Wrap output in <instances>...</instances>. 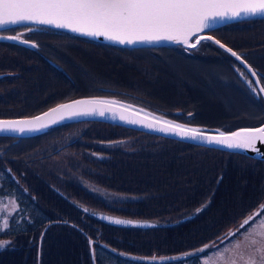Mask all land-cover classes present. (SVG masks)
Listing matches in <instances>:
<instances>
[{"label":"trees","instance_id":"obj_1","mask_svg":"<svg viewBox=\"0 0 264 264\" xmlns=\"http://www.w3.org/2000/svg\"><path fill=\"white\" fill-rule=\"evenodd\" d=\"M20 54L26 61L31 58L34 64L28 66L27 63L19 59L13 63L14 68H4L2 73L19 74L21 79L31 81L37 86H41L44 79L51 81L49 77L53 73L49 70L50 64L38 56L32 58L28 50L23 47L20 48ZM28 74L30 77L27 76ZM69 82L68 86L47 94L46 100L51 98L58 100V98L68 95L69 92L72 93L75 88L70 80ZM156 84L152 89L145 88L144 90L150 91L159 98V94H162L165 88L160 87L159 83ZM8 116L10 115L0 112V117ZM75 125L77 124L65 125L63 130ZM114 128L115 126L103 131L91 126L88 130L93 131L102 141L115 142L118 139H130L126 141V148L114 145L104 149L108 154L124 159V165L116 164L113 167L112 159L104 161L100 157L86 156L84 165L82 161L71 158L68 165L64 167L45 164L38 168H32L29 165L28 168L21 164L22 160L10 157L14 165H20L31 173L29 177L18 176V179L6 167H0V200L5 201L9 196H14L16 199L13 211L4 210L0 214V225L4 219L8 220L7 229L0 232V240L5 243V247L0 250V264H94L90 252L89 237L95 239L96 264H145L133 256L172 251L168 250V246L175 242L174 239L178 233L163 239L161 236L157 238L158 233L153 230H122L110 224L101 223L96 218H93V223L84 221L82 218L84 209L79 205L72 204L70 199L78 198L88 205L96 207L98 206V197H92L86 191L77 174L78 170H81L79 168L82 167L85 175L95 179H98V176H105L104 174L107 172L114 171L117 177L114 188H117L121 193H129L135 190H152L160 183L162 177L180 176L183 179L191 171L208 168L214 170L222 160L215 159L210 164H198L192 160L186 150L177 148L175 145L155 142L144 133L124 127L117 128L116 131L125 135L115 136L112 133ZM138 135L141 136L137 137ZM45 136H47L46 133L26 140L38 141ZM34 154H26L24 161L26 158H32ZM100 162L111 163L103 173L98 168ZM224 165L228 166V164ZM193 183V188H190V185L186 187L187 193H179L176 197L185 195L183 200H186L187 195V200L191 199L190 204L200 203L205 198L210 184L204 181ZM73 188L82 191L85 196H75L71 191ZM181 189L182 182L173 191H169L167 186L162 185L159 188L162 194L160 198L172 197L171 195L178 193ZM194 189L198 190L197 194ZM215 206L214 210L221 206V199L216 202ZM96 209L98 210L97 207ZM114 209L117 207L112 206L110 210L104 206L101 210L112 211ZM173 211L172 206L150 207L141 202L123 215L148 218L151 215L169 216ZM44 215L51 217L44 219ZM80 225L84 226L81 227L85 231L84 233L79 230ZM96 225L101 230L96 229ZM193 232V229H187L180 233L190 235Z\"/></svg>","mask_w":264,"mask_h":264},{"label":"snow or ice","instance_id":"obj_2","mask_svg":"<svg viewBox=\"0 0 264 264\" xmlns=\"http://www.w3.org/2000/svg\"><path fill=\"white\" fill-rule=\"evenodd\" d=\"M264 17V0H0V29L10 26L24 25L26 32H32L29 25H44L55 29L68 30L72 33L91 38H104L119 45L132 46L136 44L176 43L195 48L202 40H211L226 52H229L241 64H244L253 77L256 72L246 64L244 58L231 48H227L219 40L206 33L214 29L218 21L239 19L241 17ZM197 37L195 42L192 37ZM0 39L18 41L28 44L29 41L20 35L0 36ZM35 48V43H30ZM241 76L244 73L241 72ZM264 77L254 82L248 80L249 86L260 84ZM256 92L255 87L252 88ZM264 93V87L259 88ZM125 105L115 100L84 99L61 104L40 116L22 121H0V133L39 131L47 127L46 118L56 123L60 120L81 116H105L111 112L112 118L117 117L129 124H141L146 128L171 133L182 139L200 140L207 144H215L228 149H248L259 152L257 142L264 144V126L245 128L231 134L217 131L215 134H205L195 127H185L159 116L146 114L144 119H133L124 114ZM131 107V106H127ZM117 109H120L119 111ZM133 109V113H135ZM143 111V110H141ZM191 115V113L189 114ZM151 116V122H145ZM15 206V202H12ZM88 212L87 208H84ZM199 211V209L197 210ZM260 217L258 225L253 227V221ZM117 225L132 224V221L103 217ZM245 225H248L245 228ZM8 227L4 219L0 232ZM245 228L242 234L248 248L245 259L240 249L244 246L238 240L232 247L217 252L215 259L205 261V264H264V216L245 219L240 226ZM236 232L230 234V238ZM5 247L0 242V250ZM208 248L198 250L204 252ZM153 257L152 261L155 262Z\"/></svg>","mask_w":264,"mask_h":264},{"label":"flooded vegetation","instance_id":"obj_3","mask_svg":"<svg viewBox=\"0 0 264 264\" xmlns=\"http://www.w3.org/2000/svg\"><path fill=\"white\" fill-rule=\"evenodd\" d=\"M230 26H233L234 29L240 30V32L236 36V39L234 40L231 38L229 43L232 47L240 49L243 48L241 40L249 39V35H242L243 30L264 28V19L244 20L242 22L238 21L234 22V24ZM225 30H227V28H220L216 30V33H220ZM43 32L45 31L36 32L34 35V39L37 41V48H39L37 51L42 54H53L54 49L56 48L55 44L53 42L43 41L37 38V36ZM55 33L63 37L68 36V34L64 32L56 31ZM83 41L89 42L92 44V47L89 49L82 44L80 46L72 45L67 47V44L64 42L63 47L67 51L66 55L62 56L59 54H53L54 58L52 61L54 64L48 63L50 64L49 70L53 74L65 76L73 83L74 88H85L87 85L84 84V81L90 78L95 81L93 87L113 85V88H116L119 92H121L120 94L136 96H141L140 94H142L152 99H156L155 102L158 104H169L172 106L192 109L197 113L198 116H206L207 118L205 121H209L212 117H215V115L211 113H205L202 110L205 107V103L199 94L195 95L187 87V82L182 83L181 86L183 89H181V94H179L176 98L170 94L163 95L165 93L159 94V98H157L150 91H146L144 89L146 88L149 90L156 86V83H153L151 86H149L148 77H151V72L154 69L156 73L163 72L160 74H164L165 71L162 68L168 65L169 61L176 62L179 61L178 59H181L183 63L185 62L192 66L213 63L222 67L225 76L220 77L215 82H213L211 79L207 81L204 78V82L202 84L205 90L212 94H221L224 92L228 98H231L232 96L235 97L240 105L242 102H240L239 98H241L247 102V106L250 109L248 112H239L237 110L239 105L236 104L235 107H229L231 109L226 110L224 114H222V119L220 121L231 119L234 116L249 115L247 117L250 118V116H260V114L264 113V93L259 91V88L264 87V80H261L260 84L258 85L253 83L252 86H249L248 83V80L254 82L256 79L264 77V35L260 44L246 49L247 52L243 50L245 62L258 72L255 77H253L246 70L243 64L234 60L220 49L211 46L204 48L202 53L197 54L194 52H187L181 48H175L173 46L122 48L95 43L88 40ZM98 51L101 52L99 53ZM70 52H73L76 55L79 54L84 56L87 59L89 57H95L99 54L106 59L120 63L123 66V69H121L115 76L105 74L104 71H100L99 69L92 72L90 71L89 66L84 63V61H81L78 56L77 59L74 58ZM241 72L244 73L243 77L241 76ZM155 79L159 81L160 75H156ZM185 81L191 82L193 79L191 77L189 79H185ZM167 85H169L167 82H163L160 84V87L165 88ZM148 86L149 88H147ZM253 87L257 89L256 92L252 91ZM91 126H95L103 131H107L111 129V127L115 126V128L112 130V133H114L115 136L125 135L122 132L116 131L117 128H122V126L116 124L113 125L105 122L78 124L68 128L67 130L61 129L50 133V135H47L38 141L27 140L28 143L26 145L21 142H17L19 147L14 153L5 152L7 143L12 141L14 142V140H7L9 138L0 137V167H6V169L11 172L13 176L29 177L31 175L30 171H26L25 168L20 165H14L10 157L17 158V152L21 151L26 146L33 145L34 142L41 144V141L46 138H50L54 143L52 146L56 147L62 143L68 142L70 137L77 134L78 136L75 139L69 141L68 147L62 152L70 151L83 140H88L93 144L106 142L99 140L93 131L88 130V128ZM140 136L141 135H138L137 137ZM148 138L155 142L171 144L175 145L177 148H180L177 144L170 143L168 141H163L153 137ZM46 150L47 153L50 152V148ZM112 162L114 163L113 167H115L116 164L124 165L125 160L120 157L112 156ZM21 164L29 168L28 161H24ZM110 164L111 163L109 162H100L98 164V168L103 173L105 168L109 167ZM262 166H264L263 160H256L241 153H231L230 163L228 166H226L221 185H218L206 193L207 196L212 198V201L207 209L209 216L207 220L218 218L224 219L226 230L220 238L222 241L221 248L216 250L213 254L212 252L216 248L211 249V254L203 260V264H205V261H211L215 259L217 252H221L226 248L232 247L233 242L237 240L242 245H244L240 249V252L243 253L245 259H247L248 248L246 246V242L243 240L242 234L248 225H245V228H241L240 226L243 224L245 219L255 216L256 213H261V216H264V187H262V189L256 187V192L253 190L254 184L259 175L257 172ZM238 167H242V169ZM237 171L240 173L237 174ZM104 175L105 176L103 177L98 176V181L103 185L115 187V181L117 180L116 173L113 171L107 172ZM181 181L182 179L180 176H176L174 178L162 177L160 183L152 190H157L158 195L161 197L162 194L159 191L160 186H167L169 191H173L176 190L178 186H180ZM71 191L77 197L81 195L85 196L82 191H78L75 188H73ZM219 199H221V206L214 210V208H216L215 204ZM7 200L11 202L16 201L14 196H9ZM200 221L201 220L192 221L189 223V226L191 228H195L198 226ZM259 221L260 217H257L256 220L253 221L254 229L258 225ZM233 232H236V236H232L230 238V234ZM238 264H242V262L238 260Z\"/></svg>","mask_w":264,"mask_h":264},{"label":"rangeland","instance_id":"obj_4","mask_svg":"<svg viewBox=\"0 0 264 264\" xmlns=\"http://www.w3.org/2000/svg\"><path fill=\"white\" fill-rule=\"evenodd\" d=\"M33 30L35 28L31 27ZM46 34H43L41 37L44 39H54L58 40V42H62L60 45V48L65 49L63 47V43L65 42L67 44V47L72 46V45H77L80 46L85 45L86 48H91L92 44H90L87 41H83L79 39L78 37L75 36H67L63 37L59 34H54L51 31H45ZM23 33V38L29 41V48H28V53L32 58H35L36 56L39 57L38 53L34 50L39 49L37 47L33 48L30 46V43L32 40L33 35L31 32H26L25 28L22 29L21 31L15 33V34H6V36H12V35H20ZM224 35L222 37H225L227 39L234 38L236 39V34L234 33H229V32H223ZM12 34V35H11ZM262 35V32H256L252 35H249L248 38L250 39V45L254 46L257 44H260L262 42V38H260ZM36 44V43H35ZM37 45V44H36ZM244 50V49H242ZM67 52V51H66ZM99 53L101 51H98ZM70 54L77 59V56L81 61H84L86 65L89 66L90 71H94L99 69L100 71H104L105 74H109L112 76H115L121 69H123V66L113 60H109L104 58L101 55H97L95 57H89L88 59L84 56H81L79 54H74L73 52H70ZM23 55L20 54V48L18 47H10L8 49H3L0 44V73H2L4 68H14L15 63L17 60L21 59L25 63L29 65L34 64L33 60L29 58L28 61H26L23 57ZM45 57L48 58H54L53 55H45ZM179 61H169L168 65H166L164 68H162L165 73L160 74L163 72H157L155 69L151 72V77H148L149 80V86L153 83H163L167 82L169 85H167L162 93L165 94H170L174 96L175 98L181 94V89L183 87L181 86L183 82H187V87L195 94V95H200L203 102L205 103V107L202 109L205 113H211L215 115V117H212L210 121L212 122H217L222 119V114L228 109H231L229 107H235V105H239L237 110L239 112H248L250 109L247 106V102L245 100H242L239 98L240 102L242 104L240 105L235 97L228 98L224 92L221 94H212L209 93L205 90L203 86L204 78L208 80H212L213 82L217 81L220 77H224V71L222 70V67L210 63V64H201V65H188L187 63H183L181 59H178ZM161 70V69H160ZM156 75H160V80L157 81L155 79ZM196 75V76H193ZM30 77V75H27ZM193 81H185V79L191 78ZM49 80L47 81L44 79L42 81L41 86H37L31 81H26L21 79V76L18 75H5L0 78V112L3 114H8L10 116L8 117H0L4 119L8 118H15L16 116H22L26 115V117L33 116L34 113L39 111L44 104L46 103V95L60 89L62 87H66L70 84L69 80L67 81L66 79L61 78L60 76H56L51 74L49 77ZM197 80V81H196ZM157 81V82H156ZM80 82V80H79ZM84 84L87 86L83 88L82 92L80 93H86L90 87H93L95 84V81L88 78L84 81ZM157 85V84H156ZM149 86L147 88H149ZM39 87V88H37ZM202 89V90H201ZM78 95L75 91L69 92L67 97L70 96H75ZM35 111V112H34ZM28 114V115H27ZM85 122H91V121H85ZM3 138H9L7 140H14V142H8L6 145L5 152L8 153H14L16 152L17 148L19 147L17 145V142H21L24 145H26L28 142L26 140L27 137L25 136H15L11 134H2ZM16 139V140H15ZM54 143L51 141L50 138H46L41 141V144H37L34 142L33 145L31 146H26L24 149L16 153V156L18 159L22 160L24 162V156L28 153L34 154L32 158H26L25 161H29V165L32 168H38L42 165L45 164H52L54 163L60 156L61 154L58 153V150L56 149L55 146H52ZM50 148V154L47 153V150ZM73 151V149H71ZM224 152L213 148V147H208L205 149V151L197 152L196 153V160L197 163L200 164L204 160V158H212L213 156L216 155H222ZM23 157V158H22ZM16 158V159H17ZM264 161V160H263ZM222 168H226V165H222ZM242 169V167H238ZM252 171V170H251ZM253 172V171H252ZM240 172L237 171V174ZM258 178L254 184L253 190L256 192L257 190L255 189L256 187L262 189L264 187V166H262L258 172H257ZM89 185H92L89 183ZM178 198H183L184 195L177 196ZM172 197H168L166 200H169ZM12 203L7 201L3 202L0 201V211L4 208H11ZM51 216H43L44 219H50ZM224 219L218 218V219H209L206 221L205 226L194 236H192V239L197 240L196 246H202L206 242L204 240L209 239L211 244H214L217 240H219L224 231L226 230L225 224L221 227L223 224ZM212 238L210 239V237ZM181 243H184V240H180ZM1 242V241H0ZM228 244V243H226ZM221 248V247H220ZM219 248V249H220Z\"/></svg>","mask_w":264,"mask_h":264},{"label":"water","instance_id":"obj_5","mask_svg":"<svg viewBox=\"0 0 264 264\" xmlns=\"http://www.w3.org/2000/svg\"><path fill=\"white\" fill-rule=\"evenodd\" d=\"M241 18H245V17L242 16ZM241 18H239V19H241ZM233 20H237V19H233ZM233 20L218 21L216 23V25L214 26V28L220 26L221 24H224V23H227V22H230V21H233ZM66 31H68V30H66ZM73 34H75V33H73ZM76 35H79V34H76ZM82 37L89 38V39L96 40V41H100V42H104V43H108V44H112V45H119V44H115V43H112L110 41H107V40H105L102 37L101 38H98V39L97 38H91V37H85V36H82ZM193 38L194 37H192V39ZM12 41H14V40H12ZM14 42H18V41H14ZM174 44H176V43H167V42H165V43H160V44H136V45H132V46L174 45ZM120 46H127V45H120ZM84 99L115 100V101L119 102V104H123V105L126 106L125 109L123 110L124 111V114L126 116L130 117V118H133V119H144L145 115L146 114H149V113L151 115H154V116H159L161 119H169V118H172L171 116L165 115L163 111H157L155 109H151V108L143 105L142 103L133 101L132 99L127 98V97L116 96V95H85V96H80V97L72 98V99H69L67 101L58 103L54 107L49 108V109H47L45 111H42L40 113H37L34 116L32 115L30 117H24V118H8V119L0 118V121H22V120H29V119L35 118L37 116H40V115H42V114H44L46 112H49L51 109L57 107L58 105L70 103V102L76 101V100H84ZM127 106H131V107H127ZM133 109L136 110L135 113H133ZM117 110L119 111L120 109H117ZM141 110H143V111H141ZM56 119H57V122L56 123H52L50 118H46L47 123H48V126L40 129L39 131H31V132L26 131L24 133H19V132H6V133H0V135H2V134H11V135H15V136H31V135H35V134H38L40 132L46 131V130H48V129L52 128V127H55L57 125H62L64 123H68V122L79 121V120H103V121H109V122H113V123H116V124H120V125L129 127V128H134V129L143 130V131H149V132H152V133H156V134H160V135H165V136H168V137L182 139L181 137L176 136V135L171 134V133H164V132H159V131H155V130L146 128V127H144L141 124H129V123H126L125 121H121L118 117L116 119H113L111 112H106L105 113V116H103V117L98 116V115H96V116H81V117H73V118H67L66 117L63 120H60L59 117L57 116ZM145 122H151V116H148V119ZM180 124L185 125V127H195V128H198V127L193 126V125H190V124H184V123H180ZM208 134H210V133H208ZM183 140H187V141H190V142H196V143L203 142V141H200V140H190V139H183ZM212 145H214V144H212ZM218 146H220V145H218ZM256 146H257V149H259V152H253V151L248 150V149H239V150L245 151L246 153H249V154H252V155H256V156H262V155H264V144H262L260 142H257V145ZM95 216H97L99 219H101V220H103L105 222H108V223H111V222L108 219H104L103 217H109V218L118 219L116 217H113V216H110V215H106V214H102V213H95ZM122 220H124V219H122ZM111 224H114V223H111ZM138 224H143L144 225L146 223H138ZM115 225H117V224H115ZM128 225L129 224H126V225L122 224V225H119V226H128ZM93 262L95 263L94 259H93Z\"/></svg>","mask_w":264,"mask_h":264}]
</instances>
